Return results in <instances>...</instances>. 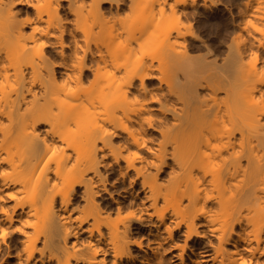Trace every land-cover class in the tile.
<instances>
[{"label": "bare ground", "instance_id": "obj_1", "mask_svg": "<svg viewBox=\"0 0 264 264\" xmlns=\"http://www.w3.org/2000/svg\"><path fill=\"white\" fill-rule=\"evenodd\" d=\"M0 264H264V0H0Z\"/></svg>", "mask_w": 264, "mask_h": 264}, {"label": "rangeland", "instance_id": "obj_2", "mask_svg": "<svg viewBox=\"0 0 264 264\" xmlns=\"http://www.w3.org/2000/svg\"><path fill=\"white\" fill-rule=\"evenodd\" d=\"M224 5H233L234 3L238 2L239 0H221ZM220 8L223 7V4L219 5ZM226 10V9H225ZM227 13L224 14V20L225 19H229V21H231L230 19L233 18V16L235 15V12L233 11V13H230L229 11H226ZM233 15V16H232ZM227 17V18H226ZM232 17V18H230ZM214 22L212 23H206V25L198 23L195 20V27L197 29V32L204 37L205 39H209L211 40L213 43H215L216 41H219L221 36H223L222 38L225 37L227 30L225 31V29H229V27L226 25H224V20L218 15L213 17ZM226 27V28H225ZM232 29V27H230ZM230 29V30H231ZM228 30V31H230Z\"/></svg>", "mask_w": 264, "mask_h": 264}]
</instances>
